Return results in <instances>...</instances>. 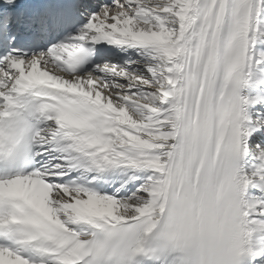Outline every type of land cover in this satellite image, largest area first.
Segmentation results:
<instances>
[{
    "label": "snow or ice",
    "instance_id": "obj_1",
    "mask_svg": "<svg viewBox=\"0 0 264 264\" xmlns=\"http://www.w3.org/2000/svg\"><path fill=\"white\" fill-rule=\"evenodd\" d=\"M0 264H264V0H0Z\"/></svg>",
    "mask_w": 264,
    "mask_h": 264
}]
</instances>
